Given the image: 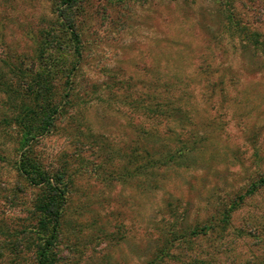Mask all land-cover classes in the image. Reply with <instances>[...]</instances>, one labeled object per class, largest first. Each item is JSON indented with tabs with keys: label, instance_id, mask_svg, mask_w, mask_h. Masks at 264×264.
I'll list each match as a JSON object with an SVG mask.
<instances>
[{
	"label": "rangeland",
	"instance_id": "rangeland-1",
	"mask_svg": "<svg viewBox=\"0 0 264 264\" xmlns=\"http://www.w3.org/2000/svg\"><path fill=\"white\" fill-rule=\"evenodd\" d=\"M79 2L77 61L57 0H0V264H35L43 238L23 157L65 200L56 264H264V187L247 193L264 177V0ZM48 69L68 99L26 145ZM178 138L189 161L146 166Z\"/></svg>",
	"mask_w": 264,
	"mask_h": 264
},
{
	"label": "trees",
	"instance_id": "trees-1",
	"mask_svg": "<svg viewBox=\"0 0 264 264\" xmlns=\"http://www.w3.org/2000/svg\"><path fill=\"white\" fill-rule=\"evenodd\" d=\"M80 0H57L58 6L57 11L59 12V16L57 19L60 20V26L63 28V31L67 33L68 39L73 48L74 57L77 58V61L81 59V37L80 33L74 27V16L76 17V13L78 11V4ZM79 63V62H78ZM52 67L56 69V66L52 64ZM50 67V68H52ZM75 68V67H73ZM52 70V69H51ZM73 70V69H72ZM53 71V70H52ZM50 72V69L46 71H41L35 80L40 83L38 84L39 89L35 91L36 97L34 99L35 107L34 109L25 110L27 113L31 114V120L29 123H26L24 120L20 122V124L24 125V143L26 145L34 138L35 134L49 131L53 124L56 114H58V110L61 108V105L64 104L63 101L68 99V95H62L59 99H55V96L50 94L49 88L46 86V76ZM64 76L66 77V86H70V78L73 75V71L66 72L62 70ZM164 88H166L167 93L173 89V87L169 84H165ZM166 93V94H167ZM37 104V105H36ZM165 114H173L170 107V103H165ZM176 117H181L179 110L180 104L176 106ZM37 109L39 111H37ZM25 124H28L26 126ZM33 125H36L35 131L31 129ZM148 140L151 138L154 139L153 135H149ZM179 145L173 148H166V146L157 150H150L144 148L141 152L144 156L147 157V167L155 166L158 169H167L168 167H172L176 165V167L182 166L183 162L185 163L189 161L188 155L194 153L197 149L195 146V142L191 141V143H185L182 139L178 138L177 140ZM168 145V144H167ZM135 152V151H134ZM133 152V153H134ZM184 163V164H185ZM17 170L20 174L29 182L32 186L41 187L42 195L37 197V201L34 205V209L37 210L38 217L36 218V231L37 235L41 236L37 249H36V263L35 264H56L57 263V254H56V244L57 238L60 229V217L64 204V198L62 196V192L59 190L57 185H55L54 181L50 178V176H45V174H41L38 169L34 168L30 165L28 157H23L20 161L17 162ZM141 168L139 170H134L135 175L140 174ZM258 181L251 182L247 186V193L252 194L254 192V188L264 187V177L262 175L259 176ZM231 208V207H230ZM233 209L230 211L224 210H215L214 215L219 216H227ZM213 215V220H208V223L202 227L204 229L214 228L217 226L216 219ZM219 225V224H218ZM201 228L197 225V223L192 224L185 235L197 236L199 230ZM170 242V241H166Z\"/></svg>",
	"mask_w": 264,
	"mask_h": 264
}]
</instances>
